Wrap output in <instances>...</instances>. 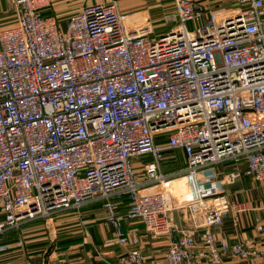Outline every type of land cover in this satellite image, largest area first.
<instances>
[{
	"label": "built area",
	"instance_id": "built-area-1",
	"mask_svg": "<svg viewBox=\"0 0 264 264\" xmlns=\"http://www.w3.org/2000/svg\"><path fill=\"white\" fill-rule=\"evenodd\" d=\"M11 2L14 21L0 29V234L102 202L105 223L132 246L106 264H150L124 223L171 236L183 209L203 216L205 255L186 230L166 264L262 258L211 227L246 209L223 186L243 171L264 182V0L230 12L172 0L165 21L177 24L156 38L116 1L86 4L66 27L47 13L54 0ZM177 151L185 166L165 173ZM225 162L232 169L212 178Z\"/></svg>",
	"mask_w": 264,
	"mask_h": 264
},
{
	"label": "crops",
	"instance_id": "crops-1",
	"mask_svg": "<svg viewBox=\"0 0 264 264\" xmlns=\"http://www.w3.org/2000/svg\"><path fill=\"white\" fill-rule=\"evenodd\" d=\"M8 1L0 0V14L10 11ZM111 1H116L121 11L132 13L135 21L146 23L152 31V38L171 31L177 24L165 21V15L173 9L172 0H54L47 13L56 16L64 27L68 17L86 4ZM197 1L210 10H229L237 6L236 0ZM162 165L165 173L175 174L185 166V159L179 151L169 153ZM231 169L232 162L222 163L212 169L211 177L221 178ZM223 191L230 199L244 202L246 209L237 218L234 213H228L220 225L212 226L215 237H225L230 243L244 242L251 249L264 252V182L243 171L234 184L223 186ZM125 205V202L121 204V210L127 208ZM189 215L186 210H174L171 213L173 234L157 239L146 232L145 225L139 220L126 221L124 226L126 230H138L139 247L148 263L166 264L165 254L171 241L186 230L194 232L197 250L201 256L205 255L203 216L196 214L193 220ZM105 218L106 210L102 202H94L61 212L49 220L36 219L19 228L6 230L0 234V264H106L132 246H123L118 242L114 228L105 223ZM221 264H264V255L260 259L227 255Z\"/></svg>",
	"mask_w": 264,
	"mask_h": 264
},
{
	"label": "rangeland",
	"instance_id": "rangeland-1",
	"mask_svg": "<svg viewBox=\"0 0 264 264\" xmlns=\"http://www.w3.org/2000/svg\"><path fill=\"white\" fill-rule=\"evenodd\" d=\"M8 4L10 6V11L8 13L5 14H0V29L7 27L8 25H10L11 23H13L14 18H15V14L13 11V7L11 5V0L8 1ZM234 9V8H233ZM233 9H229V10H224L226 12H230ZM64 27H66V23L64 24ZM145 159H142L140 157H136L134 158V163L136 165H141L145 163ZM142 170V169H141ZM140 170V171H141Z\"/></svg>",
	"mask_w": 264,
	"mask_h": 264
}]
</instances>
